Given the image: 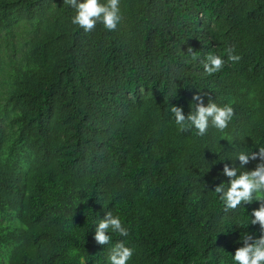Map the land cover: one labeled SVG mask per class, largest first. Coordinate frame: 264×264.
Returning a JSON list of instances; mask_svg holds the SVG:
<instances>
[{
	"label": "trees",
	"instance_id": "obj_1",
	"mask_svg": "<svg viewBox=\"0 0 264 264\" xmlns=\"http://www.w3.org/2000/svg\"><path fill=\"white\" fill-rule=\"evenodd\" d=\"M121 12L117 30L85 33L64 0H0V264H105L104 211L129 229L112 235L135 249L129 264H231L247 210L214 197L217 154L264 142V0ZM210 53L226 63L207 76ZM195 88L233 107L223 135L178 130L169 109L187 115Z\"/></svg>",
	"mask_w": 264,
	"mask_h": 264
},
{
	"label": "clouds",
	"instance_id": "obj_2",
	"mask_svg": "<svg viewBox=\"0 0 264 264\" xmlns=\"http://www.w3.org/2000/svg\"><path fill=\"white\" fill-rule=\"evenodd\" d=\"M64 4L74 10L71 23L82 28L85 33L91 32L98 23L108 31H115L123 18L121 0H64ZM225 53L227 61L236 63L241 59L239 55L233 54L234 49L231 47L226 48ZM191 59L196 60L197 55L193 53ZM225 63L223 54H208L203 61L204 75L211 76L219 72ZM177 81L181 79L173 81L174 95H177L179 87ZM205 97H208L207 102ZM188 109L187 115L182 106L172 105L169 110L180 132L194 131L201 138L206 136L210 127L223 135L234 116L230 104L221 106L199 90L188 101ZM217 156L219 162L223 163L219 175L227 179L214 186V197L225 209L243 207L247 210L235 221L237 229L243 228V233L240 230L238 239L234 241L239 246L231 253L229 260L231 264H264V142L254 149L234 144L230 154ZM252 161H256L254 168H247ZM254 203L257 206L250 211L245 207ZM93 226V241L98 245L109 246L105 264H129L135 249L123 239L112 243L113 234L125 238L129 236V229L121 217L112 211H104L102 218L99 216L93 220ZM87 261L86 254L80 255V264H87Z\"/></svg>",
	"mask_w": 264,
	"mask_h": 264
}]
</instances>
